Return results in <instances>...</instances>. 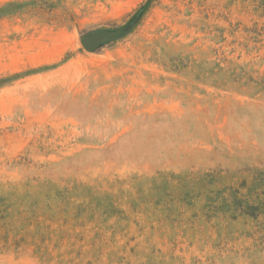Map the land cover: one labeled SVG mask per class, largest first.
Here are the masks:
<instances>
[{
	"label": "rangeland",
	"instance_id": "obj_1",
	"mask_svg": "<svg viewBox=\"0 0 264 264\" xmlns=\"http://www.w3.org/2000/svg\"><path fill=\"white\" fill-rule=\"evenodd\" d=\"M0 264H264V0H0Z\"/></svg>",
	"mask_w": 264,
	"mask_h": 264
},
{
	"label": "water",
	"instance_id": "obj_2",
	"mask_svg": "<svg viewBox=\"0 0 264 264\" xmlns=\"http://www.w3.org/2000/svg\"><path fill=\"white\" fill-rule=\"evenodd\" d=\"M88 46L90 47V48H92V49H95V48H97V46H98V41L96 40V39H90L89 41H88Z\"/></svg>",
	"mask_w": 264,
	"mask_h": 264
}]
</instances>
